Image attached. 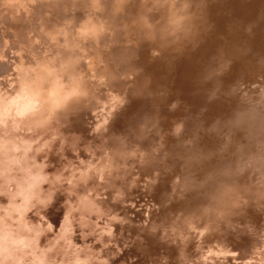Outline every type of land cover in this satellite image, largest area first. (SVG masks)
<instances>
[{
    "label": "rangeland",
    "instance_id": "1",
    "mask_svg": "<svg viewBox=\"0 0 264 264\" xmlns=\"http://www.w3.org/2000/svg\"><path fill=\"white\" fill-rule=\"evenodd\" d=\"M224 1L211 0L210 3L212 8L218 5L216 10H220L219 13L222 15L231 16L233 19H235L234 14L239 18L242 17V7L239 6L242 0L235 3L237 5L233 4L232 9L227 11L225 9L229 5ZM3 2L8 3L7 7L3 8L5 4ZM3 2H0L2 4H0V27L3 29L0 31V49L3 48L5 40L9 41L13 47L17 46L18 42L24 43L30 49L33 47L30 51L26 48L24 54V67L28 69L31 66L27 73V79L38 78L43 89L48 88L46 90L54 93L53 96L47 98L46 102L32 104L24 111L20 119H9L6 126H0V140L8 141L9 147L17 146L20 151L15 154L24 156L28 164H31L34 159L36 164L43 165V174L47 177V182L43 183L41 187L45 205L37 206L25 217L28 222V226L24 229L29 237L27 242L30 243L31 237H35L46 260L54 261V264H75L77 260L82 264H225L224 257L212 256L208 259L203 257L214 242L223 243L225 236L232 232L227 220L231 219L233 223L236 220L255 222L259 215L264 213V208H258L255 212L249 211L243 216L218 217L215 202L211 201V196L207 193V186L182 187L187 173L179 168L177 163L179 158L173 162L177 157L175 152L166 162L170 163L169 170H173L168 172L158 159L163 155V150L159 153L160 155H156L155 160L152 153L154 147L151 144L143 141L140 145H145V148L139 150V146H137L138 148L134 150L133 143H131L134 141V137L127 139L126 136L124 137V132L118 129L121 124V119L118 120V117L120 118L122 114L111 117L109 110L105 109V104L97 102V94L92 91V88H89L91 81L89 73H91L90 70L96 69L95 66L89 67L88 60L82 56L81 63L76 66V62L72 58L69 60L64 53L69 52L68 55H71L80 52V49L77 48L78 45L74 43L73 47L64 49L63 45H68L67 42L64 44L57 40L58 38L68 40V35L75 39L73 34L69 33L70 31L63 28L71 17L64 18L62 12L50 13L44 9L31 13V2L28 0L27 2L25 0H5ZM259 2H262V5ZM259 2V4L253 2V10L246 9L243 14L245 17L242 21L240 19L237 24L245 28L241 30V33L247 34L248 39L240 47L244 48L251 42H255L260 46L259 49L264 55L261 45V43L264 44V40H261V37H264V31H261L264 30L262 29L264 19H260L264 18V12L262 13V9H259L262 7L264 9V0H259ZM245 6H247L246 3ZM5 8L7 9L5 10ZM257 10L263 16H256L259 15ZM67 11L63 8L64 14H67ZM32 15L35 18L34 22ZM3 20L7 21L6 23L9 22L10 25L7 26ZM16 22L22 23L19 26L22 30L25 28L27 32L29 31L28 35L32 36V38L28 36L32 40L30 43L25 40L27 34H24L22 40L21 35H16L17 31L10 28L12 24H17ZM253 22L256 23V26ZM232 23L236 24V22ZM247 23L250 25L248 26ZM260 25L261 29H259ZM257 26H259L258 32L262 35L255 32ZM60 29L68 34L57 35ZM238 31L240 30L238 29ZM87 38L90 39L91 36ZM37 39L39 42L33 43ZM92 40L96 41V45L98 43L105 45L107 42L100 35ZM235 41H239V38ZM234 44L232 43L231 50L234 49V46H239ZM112 46L118 50L127 51L125 43ZM102 50L106 56L99 55L100 63L104 67L97 69L100 78L95 90L102 94L107 89L109 91L107 97H111L112 91L118 87L119 90L117 89L114 94L120 96V99L110 100V103L115 105L109 104L108 107L112 109L119 102L128 106L129 110L126 112L136 107H141L146 112L148 106L143 102L145 96H137V93L130 92V88L124 86V83V85H120L125 79L123 69L125 70L129 64L125 63L126 66L123 68V65H119L121 58L119 53L115 55L111 54L110 50ZM62 52L64 55L61 56ZM5 55H9V52H5ZM123 57L125 58H122L121 61L128 58L125 55ZM103 59L112 65L105 67ZM57 62L58 66L55 64ZM82 64L87 67L86 75L81 72L84 69ZM6 67L5 64L0 63V74L5 71ZM35 67L40 70L42 68V70H34ZM77 68L80 70L73 76V72ZM112 71H115L113 75ZM153 75L156 73L153 74L152 71L147 70L145 77L151 79ZM65 76L66 78H64ZM158 78L155 77V79ZM65 79L73 83L66 82ZM111 79L116 81H111ZM74 80L76 81L74 82ZM141 83L143 84V82ZM10 85L11 81L9 80L0 81V91H14ZM73 85L77 86V89L74 94H71L66 88ZM35 90L37 91L33 88L31 91L34 93ZM124 91H126V95ZM78 92L80 95L82 94V98L77 94ZM84 93L87 95L89 93L88 98L87 95H83ZM150 95L152 96L150 102L152 107V103L158 96H154L152 91ZM167 96L168 92L164 93L158 100L157 105L159 104V106L154 109L152 107L151 125L157 118H160L158 111ZM77 99L87 101L79 103ZM90 99L96 102L92 101L93 103H91ZM65 100L69 103L66 101L68 103L66 104ZM70 100H73L74 103ZM122 104L121 107L117 106L120 111L123 110ZM38 107L45 110L44 121H40L38 118ZM57 115L58 117H56ZM183 117L184 113L180 111L179 120ZM113 118L115 120L117 118V120L112 122ZM63 119L68 123H58L57 120ZM71 123L72 125H70ZM128 125L131 124L128 123ZM154 130L150 133H155ZM66 133L74 140L65 148L60 142ZM166 139L169 147H174L171 139ZM75 141L79 144L77 145ZM150 141L156 145V136L151 137ZM69 142L70 140H65V144ZM143 150H148L149 155L142 157L141 153H145ZM175 151L178 152L181 149L176 147ZM130 158L132 161L129 163L127 159ZM150 160L154 161L153 164ZM147 162L151 164L148 165ZM35 171L36 169L33 168V172ZM177 176L180 177L179 183L175 179ZM56 177H59V180ZM49 194H51L50 198ZM206 199L209 200L204 202ZM4 203H6V199L0 197V204ZM195 203L199 204L194 206ZM206 226L207 230L201 234ZM239 231L240 229H237V232ZM257 235H259L258 229ZM242 255H246V253H242ZM227 264H231V262L228 261Z\"/></svg>",
    "mask_w": 264,
    "mask_h": 264
},
{
    "label": "clouds",
    "instance_id": "2",
    "mask_svg": "<svg viewBox=\"0 0 264 264\" xmlns=\"http://www.w3.org/2000/svg\"><path fill=\"white\" fill-rule=\"evenodd\" d=\"M112 4V15L124 18L125 46L135 49L128 58L139 60L145 48L148 53L146 64L132 67L124 74L129 87L136 83L140 72H147L157 61L167 64L169 58L174 59L186 48L195 46L207 31L208 0H112ZM91 5L94 13L103 11L101 0H91ZM77 31L81 37L95 38L105 27L103 22L93 24L92 17L88 16ZM57 35L66 33L60 29ZM38 42V39L33 41ZM26 48L30 51L24 43L18 42L13 47L5 40L0 49V63L7 66L0 74V81H11L10 88L14 89L0 91V126H6L9 119H20L32 104L44 103L54 95L43 89L38 78L27 79L31 66L24 67ZM203 82L211 89V95L206 97L197 119L174 120L165 131L157 118L147 129L148 132L155 129L153 159L163 150L159 156L163 164L175 152L179 168L187 173L182 187L207 186L218 217L255 212L264 208L261 203L264 201V55L255 53L251 47L237 46L231 51L222 48L205 64ZM148 83L150 78L143 86ZM33 88L37 89L34 93ZM176 103L173 100L171 107L175 108ZM213 104H223L226 110L208 119L204 114ZM168 137L174 147H169ZM176 147L181 151L176 152ZM19 151L17 146L9 147L8 141L0 140V197L6 199V203L0 204V264H54L46 260L35 237L27 242L29 237L24 232L28 212L45 205L41 193L42 184L47 182L44 166L36 164L34 159L28 164L24 156L15 154ZM175 179L180 182L179 176ZM227 223L232 232L225 236L223 243L214 242L203 258L224 257L225 264L228 261L264 264V213L255 222L236 220L233 223L228 219ZM206 230L207 226L201 234ZM75 264L82 262L77 260Z\"/></svg>",
    "mask_w": 264,
    "mask_h": 264
},
{
    "label": "bare ground",
    "instance_id": "3",
    "mask_svg": "<svg viewBox=\"0 0 264 264\" xmlns=\"http://www.w3.org/2000/svg\"><path fill=\"white\" fill-rule=\"evenodd\" d=\"M3 1H5V0H0V2H3ZM25 1L27 2V0H25ZM28 1L31 2V7H30L31 13H33V12L36 13V12H39L40 9H42V10L44 9L46 12H50V13H57V12L61 13L62 12V14L64 15L63 16L64 18L71 17L70 18L71 23L70 24L67 23L63 28L68 30V31H70L69 33H72L73 34V38H75V39L70 38V36L68 35L67 36L68 40H65V39L63 40V38L62 39L58 38L57 40L61 41L64 44H65V42H67L68 45H66V46L63 45L64 49H66V47H69V48L73 47L74 43L76 45H78L77 48L80 49V52H78L76 54L73 53L71 55L70 54L68 55L69 52L64 53L68 59L72 58L76 62V66H77V64L81 63V56L88 60V64L90 65L89 67L95 66L96 69L95 70H90L91 73H89L90 78H91L90 87L89 88H92V91L97 94V95L95 94L96 95V100H98L97 102H101V103L103 102L105 104V109L109 110V112L111 113V117H112V115L114 117V116H116V114H119V115L122 114V115H120L121 116L120 118L118 117V120L121 119V121H120L121 124L118 126V129L124 132V137L126 136L127 139H130V138L134 137L133 138L134 141L131 142V143H133L132 147H133L134 150H136L138 148L137 146H139V150L145 148V145H140L143 141L148 143V144H151L152 147L156 146V145H153L154 144L153 141H150L151 137H155L156 136L155 133L153 132L151 134L150 132L147 131V129L151 127V122L150 121L153 118L152 117V113H151L152 107L154 109V107H158L159 106V104L157 105L158 100L161 98V96H163L164 93L168 92V96H167V98H164V100L162 101L163 103L161 104V109L158 111V113H159V116H160L159 120L161 121V126L164 127L165 131L170 129L171 123L174 120L175 121H179L180 111L184 113L183 119L185 117L188 118V122H190L191 120L197 119V113L199 112L200 108L203 107L206 104V97L208 95H211V89L207 88V86L203 82V77L205 75V64L209 61V57H211L212 54L217 52L218 50H220L222 48H227V49H229L231 51L230 47H231L232 43H235L236 45H239V47H240V46H242V44L244 42H246L248 40L247 37H246L247 34H242L241 33V30H244L245 28L243 26L237 24V23H238V21L240 19H241L240 21H242V19L245 17V16H243V14L246 12V9H250V8L252 9V7L254 6L253 2H255V3L257 2V4L260 3V5H262L261 4L262 2H259V0H242V2L239 5V6L242 7V17L239 18L238 16H236L234 14L235 19H233V18H231V16H226V15L220 14L219 13L220 10H216V8H218V5L215 8H212L211 3H210L211 0H208V6H207V10H206V12H207V31L202 33L201 39L199 40V42H197V44L195 46H190L189 48H186L182 53H178L175 56L174 59L173 58H169V62L167 64H162L159 61H157L156 63L152 64L148 68V71L149 70L152 71L153 74L155 72L156 75H153L154 80H153V78H151L150 79V83H148L146 87L143 86L144 81L149 79V78L145 77L146 72H140L139 73V75L136 77V83L132 87H129V83H130L129 81H127L126 79L122 80L120 85H122L124 83L125 84V85L123 84L124 86H128L130 88V92L133 91V92L137 93V96L138 95L139 96L140 95L145 96L143 102L146 103L147 106H148L146 112L144 110H142L141 107H136L135 109L130 110L129 112H126V110H129V109H128V106H126L125 103L122 104V103L118 102L117 105L114 106L115 108L113 106H111V107H113L112 109L107 106V105L111 104L110 100L112 101L114 99L115 100L116 99H120V96H117V95L114 94V92L117 91L118 87L114 91L111 90L112 94H113L111 97H107L108 93H109V91L107 89L102 94H99L95 90V86L97 85V83L99 81V78H100V76L98 75L97 69H100V67H104L100 63L99 55L100 54L105 55V53H104V51L102 49L110 50V53L111 54H115V55H118V53H119V55H121V58L119 59L120 60L119 65H121V66L123 65V68H124L126 66V65H124L125 63L129 64V65L127 64L128 66L125 67V70L122 68L123 69V74H125L132 67H139L140 65L146 64L147 63V59H148V53H147V50L145 48L143 51L140 52V59L139 60H136L135 57H132L131 59L127 58V59H123L121 61L122 58H125V57H123V55H125L126 57H129L130 54L134 51V49L130 48V47H127V51L125 52L124 50H118L115 46H112L113 44L125 43V34H124V31H123L124 18L112 15V6H113L112 0H101V5L103 7V11L100 12V13H94L93 12L92 5H91V0H50L49 3H45V2H43V0H37L36 3H33L32 0H28ZM225 1H226V3H225ZM225 1H224V3L229 5V7L225 9V11H227L228 9H232L233 4L238 3L239 0H232V2H231V0H225ZM245 3L247 4L248 7L245 6ZM3 4H4L3 8L7 7V5H8V3H6V2H3ZM257 4H255V5H257ZM235 5H237V4H235ZM63 8L68 10L67 14L63 13ZM6 9L7 8H5V10ZM259 9H262V13L264 12L263 7L259 8ZM252 10H251V12H252ZM258 12H259V10H257V13ZM261 15L262 14L260 13L259 15H256V16H261ZM88 16L92 17L93 24H99V23L103 22L104 27H105V31L99 33V35L103 36L105 38V40L107 41L105 43V45H101L102 43H98L96 45L95 44L96 41L94 42V40H92V38H93L92 36H91L90 39H88V38L81 37L79 35L77 30L81 27L80 23L83 21L82 22V24H83ZM31 17H32V20L34 22V20H35L34 15H32ZM56 18H57V16H56ZM36 19H38V18H36ZM260 19L263 20L264 18H260ZM54 20H55V16H54ZM3 21L5 22V20H3ZM250 21H251V19H250ZM232 22H236V24L234 25V23H232ZM21 24H18V23L17 24H12L10 26V28L15 30V32L17 31L16 35H18V36L21 35V39L22 40L24 38V34H27V38L25 40L28 41V43H30L32 41L31 40L32 36L28 35L29 31L27 32V29L24 28L22 30L19 27V26H21ZM247 24H248V26L250 25L249 23H247ZM254 24L256 26V23H254ZM6 25L9 26L10 25L9 22L6 23ZM39 25H37V26H39ZM25 27H27V26H25ZM256 28H257V31L254 29L255 32L259 33L258 32L259 31L258 30L259 26H257ZM238 29L240 31H238ZM259 29H261V25H260ZM262 29H264V27ZM29 30H31V29H29ZM0 31H3V29L1 27H0ZM261 31H264V30H261ZM252 32H254V31H252ZM259 34L262 35V33H259ZM5 35L7 36V34H5ZM254 35H256V34H254ZM28 36H31V38H29ZM243 36H245V37L243 38ZM256 36H258V34ZM238 38H239V41H235ZM251 39H252V37H251ZM261 40H264L263 36L261 37ZM261 45H262V48L264 50V44L261 43ZM50 46H51V44H50ZM247 47H251L252 49H254L255 52L257 50L256 53L259 54V55H262V51H261V49H259L260 46H258L255 42H253V43L251 42V44H249ZM49 48H52V47H49ZM233 48H236V46H234ZM116 51H118V52H116ZM59 54H60V51H59L58 55ZM64 54L62 52L61 56L64 55ZM72 55H74V56H72ZM61 56H59V57L61 58ZM56 58H58V57H56ZM69 60H71V59H69ZM75 62H74V65H75ZM103 62H104L105 67H108V66L110 67L112 65L111 63H109V61H107V60L105 61V59H103ZM55 64L57 66L59 65L58 62L55 63ZM84 64H82V67L84 69L81 70V72L83 73V75H86L87 74L86 73L87 64H85L86 66ZM34 70H40V69L35 67ZM41 70H42V68H41ZM78 70H80V69L77 68L76 71L73 72L74 74L72 73L73 76L76 75ZM84 71H85V73H84ZM235 71H236V69L234 68L233 72L235 73ZM70 72H72V71H70ZM114 73H115V71H112V75ZM168 73H170V74H168ZM70 76H71V74H70ZM155 77L156 78L159 77V78L155 79ZM64 78H66V76ZM86 80H87V78H86ZM112 80L113 79H111V81ZM65 81L66 82H71V84L73 83L72 81L67 80V79H65ZM75 81L76 80H74V82ZM113 81H116V80H113ZM105 82L107 83L108 81H105ZM141 82H143V84ZM76 87L77 86H74V85L71 86V87L67 86L66 89H67V91L69 93L74 94L76 89H77ZM46 89H48V88H45V90ZM82 90H84V89H82ZM99 91H101V90H99ZM151 91L154 94V96H158V98L155 100V102L152 103V107H151V104H150L151 99H152L151 98L152 96L150 95ZM124 92H125V95H126V91H124ZM89 93H88V95H89ZM106 93H107V95H106ZM77 94H79V92ZM92 94H94V93H92ZM81 95L79 94V96H81ZM83 95L85 96L87 94L84 93ZM88 95H87V98H88ZM80 98H82V96ZM93 98H94V96H93ZM136 98H138V97H136ZM67 100L69 101V99H67ZM67 100H65V103H66ZM122 100H124V99H122ZM173 100H175L177 102L175 108L171 107V103H172ZM70 101L73 102V100H70ZM81 101H82V99L80 101L78 100L77 102L82 103L85 100L82 101V102ZM89 101L91 103H93L92 101H95V100L91 101V99H90ZM68 103H66V104H68ZM87 103H89V102H87ZM121 104H122L123 110L120 111V110H118L119 108L117 106H120ZM111 105H115V104H111ZM86 108H88V107H86ZM59 109L62 110L61 108H59ZM38 110H39V117H38L39 120L40 121H44V119L46 118L45 112H44L45 110H43L41 107H38ZM136 110H138V111H136ZM225 110H226V106L225 105H223V104H213V105L210 106L209 111L207 113H205L204 115H205L206 118L210 119L211 117L215 116L217 113L223 112ZM57 113H59V112H57ZM60 113H62V112L60 111ZM63 115H61V116L63 117ZM56 117H58V115ZM60 119H62V118L60 117ZM116 120H117V118H116ZM116 120H115V118L111 119L112 122H114ZM57 121L60 124H64V123L67 124L68 123L67 121H65V119L57 120ZM70 122H72V121L70 120ZM72 123L70 125H72ZM128 123L131 124V125H128ZM70 125H68V126H70ZM88 125H90V124H88ZM142 125L144 126L143 128L141 127ZM79 129H81V128H79ZM182 135H183V133H182ZM168 138L171 139L170 137H168ZM65 140H70V142L68 144H65ZM72 140H74V139L72 137L70 138V136L67 135V133H66L65 136H62L60 143H61L62 147L66 148L68 145H70ZM75 143L77 145L79 144L76 141H75ZM143 151H145L146 155H149L148 152H147L148 150H143ZM158 155H160V154H158ZM177 158L178 157H175L173 162H176ZM149 159H151V157H149ZM141 160H143V159H141ZM152 160H150V162ZM127 161H129V163H130L132 160L130 158L129 160L127 159ZM150 162H147L148 165L151 164ZM153 162L154 161H152V164H153ZM157 163L158 162L156 160V164ZM163 164L165 166L164 168H166V170H168V172L173 171V170H169L170 163H163ZM152 166H149V167H152ZM209 199L204 200V202H207ZM198 204L195 203L194 206H196ZM210 206H211V204H210Z\"/></svg>",
    "mask_w": 264,
    "mask_h": 264
}]
</instances>
